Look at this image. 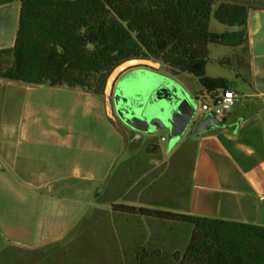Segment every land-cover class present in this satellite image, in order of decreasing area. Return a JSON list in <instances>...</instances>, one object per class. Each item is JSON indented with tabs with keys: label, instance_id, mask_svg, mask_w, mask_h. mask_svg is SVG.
Listing matches in <instances>:
<instances>
[{
	"label": "trees",
	"instance_id": "obj_1",
	"mask_svg": "<svg viewBox=\"0 0 264 264\" xmlns=\"http://www.w3.org/2000/svg\"><path fill=\"white\" fill-rule=\"evenodd\" d=\"M22 3L16 44L0 51V78L69 88L105 99L109 76L134 58L133 36L163 72L200 78L209 93L233 89L208 75L211 44L244 46L253 0H0ZM230 28L212 31V22ZM1 133V115H0ZM199 140L163 162L161 137L144 142L97 193V208L67 240L41 248L10 244L0 264H264V225L183 212L193 192Z\"/></svg>",
	"mask_w": 264,
	"mask_h": 264
},
{
	"label": "crops",
	"instance_id": "obj_2",
	"mask_svg": "<svg viewBox=\"0 0 264 264\" xmlns=\"http://www.w3.org/2000/svg\"><path fill=\"white\" fill-rule=\"evenodd\" d=\"M21 9L19 1L0 6V51L15 46ZM227 29L212 22L214 32ZM215 48L208 74L230 80L245 102L224 127L191 139L200 145L182 211L264 225V7L250 14L247 43L229 47L213 66ZM0 115V252L10 244L41 248L67 240L95 209L110 208L97 193L142 148L136 150L138 135L128 141L105 99L82 90L0 78Z\"/></svg>",
	"mask_w": 264,
	"mask_h": 264
},
{
	"label": "rangeland",
	"instance_id": "obj_3",
	"mask_svg": "<svg viewBox=\"0 0 264 264\" xmlns=\"http://www.w3.org/2000/svg\"><path fill=\"white\" fill-rule=\"evenodd\" d=\"M237 1H240V0H237ZM259 2L264 3V0H259ZM225 27H227V26H225ZM213 28H220L222 30V28H224V26H222V24L219 23L216 19H213ZM227 30H229V28ZM132 38H133V42H134V57H143L144 55H146L147 51L142 47V45L137 41V39L134 36ZM224 47L226 49H224ZM224 47L221 45H219V46L216 45V48L214 49V53H213L214 54V60H213L214 65L213 66H215V61L218 59L217 58L218 55H220L221 53H223L227 49H229V47H226V46H224ZM210 58H211V56H210ZM217 69H218V71L221 70L218 67H217ZM217 69H215V70L217 71ZM224 72L226 73V71H224ZM209 73L216 74L213 71V67L210 69ZM167 75H169V74H167ZM169 76H171V75H169ZM172 77L175 79V81L179 85V87H181L182 89L188 90V92L196 100H198V105H200L199 99L205 93V87L203 86L201 79L197 78L194 75L188 74V73H181L180 75L172 76ZM122 79H125L132 84H138V83H142L143 81H145V83H144L145 86H150L151 89L154 88L152 91L145 90L144 92H142L141 95H136V94L129 95V97L131 98V101H130L131 103L146 105V106H149L151 109L156 110V111H160V110H163V108L169 107V102L167 100H165V99L157 100L156 99V96L158 94L157 90L166 81V77L163 74L158 73V72L153 71V70H150V69L137 68V69H133V70L129 71L128 73H126L125 75H123L120 80H122ZM244 102H245V100L241 99V97H240V99L237 102V105L234 108V111L236 110V108L238 109L239 107H241ZM201 114L203 116L204 113H201ZM126 130L129 132L128 133L129 134L128 135V141L129 142L134 138V136L138 135V138L135 141L136 150H138V148L144 144L146 139L154 136L152 134H139L138 132H136V131L132 130L131 128H128V127L126 128ZM162 136H166L167 141H162ZM160 137H161V142L163 144V147L165 149V155H166V157H168L170 154V150L173 149L176 146V144L180 142V139H174L172 141H169V134L167 132L161 134ZM194 137H196V134L192 130V132L186 138H187V140H191ZM2 246H3V244L0 241V250L2 249Z\"/></svg>",
	"mask_w": 264,
	"mask_h": 264
},
{
	"label": "flooded vegetation",
	"instance_id": "obj_4",
	"mask_svg": "<svg viewBox=\"0 0 264 264\" xmlns=\"http://www.w3.org/2000/svg\"><path fill=\"white\" fill-rule=\"evenodd\" d=\"M154 71V70H153ZM158 73L163 74L166 77V81L162 86L157 90L158 94L156 96L157 100H167L169 102V107L163 108V110L156 111L151 109L149 106L141 105L137 103H124L122 100L117 103L115 100V115L117 117V123L121 128H131L132 130L138 132L139 134H152V135H159L161 133H168L170 135L172 130V125L169 120L173 117L175 112L178 113L180 108H187L188 114L193 112V117L190 120V123L187 126V131L185 134L186 138L192 130L196 134V129L198 124L203 121L206 116H202L198 100H196L188 90L182 89L176 83L175 79L172 77L174 75H167L168 73L156 71ZM145 81L138 84H133L135 86V94L141 95L142 92L145 90L152 91L154 88L151 89L150 86L144 85ZM127 84H132L129 81L122 79L118 82L117 87L121 90ZM119 90H117V94ZM136 112V115L141 117H147L149 120H153L156 118H161L163 121L156 120L154 124H152L149 128L148 132H141L134 128H132L128 123V119L132 118V113ZM186 121V116H180L177 121V124H182ZM159 129H163L164 131H160ZM174 140V139H173Z\"/></svg>",
	"mask_w": 264,
	"mask_h": 264
},
{
	"label": "water",
	"instance_id": "obj_5",
	"mask_svg": "<svg viewBox=\"0 0 264 264\" xmlns=\"http://www.w3.org/2000/svg\"><path fill=\"white\" fill-rule=\"evenodd\" d=\"M137 68H145L154 71H163V62L158 61L154 58L150 57H134L130 60H127L120 65H118L114 71L111 73L108 79L107 87H106V104L108 112L110 116L113 118L115 122H117V117L115 115V102L114 100L119 103L121 100L124 103L131 104V98L129 95L135 94V86L133 84H127L121 90L117 87V84L121 77L128 73L129 71ZM117 90L119 93L117 94ZM133 117L128 119L127 123L134 129L141 131V132H148L149 128L155 121L158 119L163 121L161 118H156L153 120H149L147 117H141L136 115V112L132 113ZM186 116V121L183 122L181 125L177 124L178 119L180 116ZM193 112H187V108H180L178 113L175 112L173 117L169 120L172 125V130L169 135V141L173 139H184L187 126L190 123V120L193 117ZM226 122L219 120L213 115H208L206 118L201 121L196 129V136H201L205 132H207L211 127H224ZM160 131H164L163 129H159Z\"/></svg>",
	"mask_w": 264,
	"mask_h": 264
},
{
	"label": "built area",
	"instance_id": "obj_6",
	"mask_svg": "<svg viewBox=\"0 0 264 264\" xmlns=\"http://www.w3.org/2000/svg\"><path fill=\"white\" fill-rule=\"evenodd\" d=\"M239 99L240 94L233 89L206 92L199 99V109L204 113L203 116L213 115L219 120L228 122ZM162 141H167L166 136H162Z\"/></svg>",
	"mask_w": 264,
	"mask_h": 264
}]
</instances>
